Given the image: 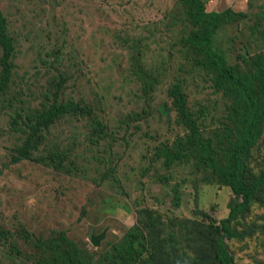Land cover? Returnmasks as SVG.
<instances>
[{
  "label": "rangeland",
  "instance_id": "obj_1",
  "mask_svg": "<svg viewBox=\"0 0 264 264\" xmlns=\"http://www.w3.org/2000/svg\"><path fill=\"white\" fill-rule=\"evenodd\" d=\"M201 1L208 12L245 15L215 36L230 64L264 54V0ZM0 13L14 43L8 58L0 47V264H44L60 233L87 263H104L135 226L149 247L138 264L212 258L208 222L238 198L193 159L170 165L162 155L187 143L170 92L177 84L201 135L218 145L229 122L228 100L181 43L192 29L183 2L0 0ZM73 106L85 113H65L34 136L38 116ZM263 155L264 136L251 169ZM256 214L264 207L232 223L257 231L228 242L236 264H264Z\"/></svg>",
  "mask_w": 264,
  "mask_h": 264
},
{
  "label": "trees",
  "instance_id": "obj_2",
  "mask_svg": "<svg viewBox=\"0 0 264 264\" xmlns=\"http://www.w3.org/2000/svg\"><path fill=\"white\" fill-rule=\"evenodd\" d=\"M181 1L188 12L187 23L192 27L190 34L182 37L181 43L184 44L185 51L197 55L198 62L210 78L214 92H220L228 100L229 122L221 134L225 139L218 145L219 142L215 144L212 138L201 135L199 126L187 108V98L181 90L182 87L177 84L170 92L179 117L181 115V123L189 128L187 143L185 142L186 147L179 143V148L172 150L165 147L162 155L170 165L193 159L196 168L208 171L214 180L217 178L222 186L229 187L238 200L231 202L226 218L208 222L213 236L210 240L212 258L204 257L195 263L185 256L176 255L165 263L159 262L158 258L156 261L158 264H236L228 242L232 239L249 238L257 231L253 227L249 231L239 230L232 223L239 217L252 216L253 209L257 206L264 207V155L256 169L250 168L254 148L264 136V54L245 59L242 66L230 64L225 53L217 52L213 48L215 36L220 29L233 25V22L239 21L245 15L232 10L208 12L201 0ZM0 47L7 58L13 53L14 43L7 34L6 21L1 13ZM133 62L138 69L139 60L134 58ZM144 78L148 81L146 76ZM79 110L82 114L85 113L84 109L76 106L70 109H48L37 117V123L32 128L34 136L58 117ZM30 146L28 144L26 149L29 150ZM24 158H29L28 152L15 160ZM254 221L255 226H264V214H256ZM145 241V232L139 226L132 227L118 245L103 255L106 259L110 256L109 261L100 264H138L149 251ZM51 247L54 255L45 259L44 264H93L84 260L82 249L66 234L60 233L52 241Z\"/></svg>",
  "mask_w": 264,
  "mask_h": 264
},
{
  "label": "water",
  "instance_id": "obj_3",
  "mask_svg": "<svg viewBox=\"0 0 264 264\" xmlns=\"http://www.w3.org/2000/svg\"><path fill=\"white\" fill-rule=\"evenodd\" d=\"M103 236L99 237H93L92 242L93 244L97 245L99 244L100 240L102 239Z\"/></svg>",
  "mask_w": 264,
  "mask_h": 264
}]
</instances>
